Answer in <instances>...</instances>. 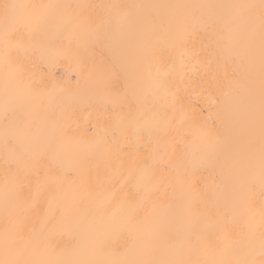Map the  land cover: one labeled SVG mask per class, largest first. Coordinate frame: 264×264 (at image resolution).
<instances>
[{
  "label": "snow or ice",
  "instance_id": "1",
  "mask_svg": "<svg viewBox=\"0 0 264 264\" xmlns=\"http://www.w3.org/2000/svg\"><path fill=\"white\" fill-rule=\"evenodd\" d=\"M145 7L179 6L0 3V206L8 219L0 264H200L160 258L164 245L193 252L220 245L224 258L203 264H264V201L257 235L245 196L257 171L264 193V0L214 5V14L192 21L130 11ZM120 8L129 11H117L114 25L111 10ZM193 30L221 61L219 74L192 85L214 117L196 111L176 80L177 65L195 55L187 44ZM97 45L128 67L119 91L103 66L81 55ZM48 64H66L74 74L38 76ZM82 106L105 114L84 133ZM168 193L171 201L158 203ZM21 201L30 216L21 215ZM240 225L245 230L233 240ZM241 250L247 255L229 258ZM36 253L41 258H22Z\"/></svg>",
  "mask_w": 264,
  "mask_h": 264
},
{
  "label": "bare ground",
  "instance_id": "2",
  "mask_svg": "<svg viewBox=\"0 0 264 264\" xmlns=\"http://www.w3.org/2000/svg\"><path fill=\"white\" fill-rule=\"evenodd\" d=\"M5 0H0V3H4ZM14 3L22 5H39V4H71V5H159V6H179V7H145L132 9L134 15L142 18L149 17H160L166 18L173 15H179L185 17L188 21H192L195 18L201 16H208L214 14L217 9L211 7L219 4H259V0H12ZM78 12H84L87 14L89 11H99V9H76ZM113 23L116 24L118 17L116 12L129 11L125 8H120L119 10L113 9ZM93 22H98L99 17L93 15L91 17ZM150 26V25H148ZM187 44L189 52L195 53L191 58H186L185 66L181 69L179 64L176 69V80L178 87L181 89L182 94L187 95L190 103L196 111L203 109L205 117H208L210 114L214 117L215 113L209 109L208 104L209 100L202 98L192 91V85L196 80H202L205 83L207 82V74L209 72L217 73V66L221 63L218 59V53L215 50L214 46L209 43L205 36L196 30L191 31L189 37L187 38ZM256 48H257V66H258V51H259V37L256 38ZM82 57L89 62L90 64H96L103 66L106 74L110 78L112 84L115 86L116 90L119 91L124 82V77L128 71V67L125 62L114 58L112 50L104 45H97L93 49L84 51L81 53ZM37 75H48L50 78L59 79L64 77L65 79L71 78L74 74L66 64H48L45 65L43 71L37 69ZM4 70L0 67V109L3 107L4 96H3V78ZM257 103H258V80H257ZM101 117L105 115L100 112L99 108L82 106L78 116H79V132L84 133L87 130L88 123H96L97 116ZM38 118V117H37ZM4 121L0 118V191L3 190L6 168L4 165V152H3V132H4ZM257 143L255 145V152L257 159L259 157V125L257 124L256 129ZM70 148L78 147L77 145H70ZM158 147L163 152L166 149V145L161 142ZM101 164L102 174H107L103 169V161L99 162ZM158 171V170H154ZM201 178L207 176L206 172H203ZM245 196L250 199V206L252 208V215L249 217L250 222L253 225V230L256 234H259L260 231V222H261V202L264 201V193H262L258 171L254 177H251L247 180L245 188ZM172 199V194L168 193L167 195L161 196L158 203L162 205H167ZM118 202V201H117ZM96 203H99V198ZM114 206V205H113ZM20 207L22 209L21 215L28 217L31 214L24 209L23 201L20 202ZM136 220H140L141 217H136ZM8 224V219L5 216L3 207L0 206V259H4L2 240L5 227ZM141 231L146 232L149 228L147 223L141 224L138 226ZM245 230L244 225H240L238 229L230 234L233 240L240 238L241 233ZM21 237L23 239L28 238L27 232H22ZM109 235H111L109 233ZM63 242H70L69 237L63 236L60 237ZM128 241L117 240L115 246L123 247ZM258 254V247H257ZM41 253H36L32 256H23L24 259H38L41 258ZM160 258L171 259V260H193L199 261L200 264H203L205 260H216L224 258L222 248L220 245H214L212 249L201 248L197 252L190 251L186 245H178L174 249H169L166 245L162 246L160 252ZM236 255H239L241 258L247 254L240 252L234 254L232 257L235 258Z\"/></svg>",
  "mask_w": 264,
  "mask_h": 264
}]
</instances>
